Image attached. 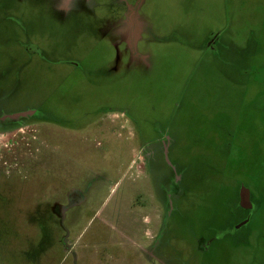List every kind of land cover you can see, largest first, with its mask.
<instances>
[{"label": "rangeland", "instance_id": "rangeland-1", "mask_svg": "<svg viewBox=\"0 0 264 264\" xmlns=\"http://www.w3.org/2000/svg\"><path fill=\"white\" fill-rule=\"evenodd\" d=\"M6 128L0 264H264V0H0Z\"/></svg>", "mask_w": 264, "mask_h": 264}, {"label": "flooded vegetation", "instance_id": "flooded-vegetation-1", "mask_svg": "<svg viewBox=\"0 0 264 264\" xmlns=\"http://www.w3.org/2000/svg\"><path fill=\"white\" fill-rule=\"evenodd\" d=\"M25 116H27L26 114L25 115H21V116H17V117H13V118H11V120H13V121H16L17 119H18V117H25ZM26 119H29V116L28 117H25ZM6 122V121H5ZM21 121H19L18 123H20ZM7 131L8 129L6 128V129H2V130H0V131ZM173 184L171 185L172 187H173V189H172V191H170V192H167V194H169V195H158V201L162 204V206L164 205L168 210L166 211V209L164 210V219L166 218L167 219V221H168V223H169V219H170V217L172 216V212H171V210L168 208V205H167V198H166V196H170V195H176L177 194V192L175 191V188L178 186V184L179 183H177V182H175V181H173L172 182ZM19 184H20V181H18V182H0V195H9L12 191H14L13 189H17V188H19L20 186H19ZM19 186V187H18ZM169 225V224H168ZM158 242V240L157 241H155V243H157ZM155 246H156V244H155Z\"/></svg>", "mask_w": 264, "mask_h": 264}, {"label": "crops", "instance_id": "crops-1", "mask_svg": "<svg viewBox=\"0 0 264 264\" xmlns=\"http://www.w3.org/2000/svg\"><path fill=\"white\" fill-rule=\"evenodd\" d=\"M212 47V46H211ZM26 125V124H25Z\"/></svg>", "mask_w": 264, "mask_h": 264}]
</instances>
